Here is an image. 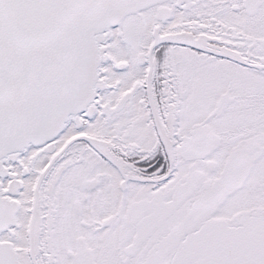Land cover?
I'll return each instance as SVG.
<instances>
[{
    "label": "snow or ice",
    "instance_id": "snow-or-ice-1",
    "mask_svg": "<svg viewBox=\"0 0 264 264\" xmlns=\"http://www.w3.org/2000/svg\"><path fill=\"white\" fill-rule=\"evenodd\" d=\"M0 264H264V0H0Z\"/></svg>",
    "mask_w": 264,
    "mask_h": 264
}]
</instances>
